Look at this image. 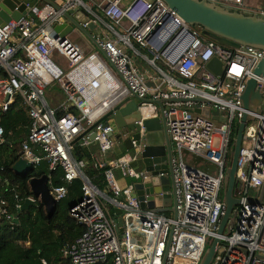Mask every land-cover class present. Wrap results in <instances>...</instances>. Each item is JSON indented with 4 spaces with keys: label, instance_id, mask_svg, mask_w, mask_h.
Returning <instances> with one entry per match:
<instances>
[{
    "label": "built area",
    "instance_id": "1",
    "mask_svg": "<svg viewBox=\"0 0 264 264\" xmlns=\"http://www.w3.org/2000/svg\"><path fill=\"white\" fill-rule=\"evenodd\" d=\"M209 1L248 10L247 0ZM60 6L55 10L43 4L27 17L0 25V110H7L18 97L30 119L27 135L17 146L20 158L37 167L46 162L49 170L62 168L65 183L81 180L82 196L70 206L69 215L84 230L63 250L71 264H97L109 254L114 255L113 264H199L214 236L220 243L211 264H264V191L260 197L264 185V74L257 77L260 112L253 113L254 119L243 132L235 173L239 203L232 210L234 220L227 232L216 233L225 208L221 190L232 150L229 133L245 111L241 94L246 80L254 76L261 50L221 45L161 0H62ZM73 7L87 12L88 23L101 26L100 36L95 37L120 76L96 52L85 56L70 32L62 36L54 30L62 21V10ZM257 12L264 14L261 9ZM133 41L147 53L139 52ZM54 51L63 57L66 72L51 59ZM137 56L152 68L140 70L134 60ZM214 56L223 63L220 77L206 66ZM147 80L155 87L148 86ZM52 85L64 95L59 107L68 112L60 117L45 98ZM132 94L150 99H203L167 103L165 109L173 143L178 198L175 219L169 212L140 206L133 187L140 173L130 165L134 156L128 152L113 161L97 160L100 167L108 165L104 190L84 174L85 161L72 155L75 145L98 143L102 152L116 145L113 122L100 119L118 100ZM196 105L218 109L226 121L194 112ZM140 108L141 126L144 119L158 114L154 104L142 103ZM3 133L0 125V138ZM91 133H95L94 139L89 137ZM184 150L204 158L215 169L208 173L194 166ZM116 169L129 177L126 186H120ZM49 187L56 201L67 195L66 184ZM27 198L38 200L33 194ZM2 217L13 222L16 215L9 210L0 182V220Z\"/></svg>",
    "mask_w": 264,
    "mask_h": 264
},
{
    "label": "water",
    "instance_id": "2",
    "mask_svg": "<svg viewBox=\"0 0 264 264\" xmlns=\"http://www.w3.org/2000/svg\"><path fill=\"white\" fill-rule=\"evenodd\" d=\"M62 0H0V25L9 20H19L24 18L28 12L38 8V2L49 4L55 10L61 8ZM174 13H177L185 22L201 29L202 34L213 39L217 43L233 48H255L261 50L262 56L253 69L252 77L248 78L241 94L242 106L245 111L238 123L235 138L232 143V150L229 155V164L225 169L223 185L221 190V200L224 203V213L218 224L216 233L222 234L227 226L234 220L232 210L239 203L236 193L235 173L240 154L243 132L248 122L254 119L253 113H259L258 108L262 94L257 87V77L264 74V14L245 9H236L227 5H221L209 0H161ZM62 21L54 25V30L59 35H65L74 28L78 29L95 46L108 66L119 75L116 67L97 42L92 33V26L88 24L89 16L81 7H73L62 10ZM207 68L216 76L223 74L222 61L214 56L206 64ZM120 76V75H119ZM150 87L155 84L146 81ZM203 101L200 97L192 99L160 97L150 99L139 97L136 94L124 97L107 111L100 119L111 120L115 126L118 141L124 145L125 152L134 156L131 166L139 171L140 175L133 183L134 194L142 208H149L156 212L171 213L175 219L178 212V198L175 182L173 179V143L167 132L165 103ZM151 103L157 105L159 112L155 117L144 119L142 126L139 125L142 117L141 104ZM194 112L211 116L218 122H225V116L219 114L218 109H211L208 105L194 107ZM99 121V122H100ZM105 125V124H103ZM94 139L95 133L89 135ZM185 158L189 157L190 162L198 167L202 164V170L211 173L215 165L208 163L204 158L189 151L184 150ZM12 170L28 178V183L32 194L43 204L45 211L50 215L54 211L56 200L53 198L47 174L40 176H29L33 171H37V166L32 165L23 158L12 165ZM164 191L163 195L158 192ZM264 191V185L260 189V197ZM35 202L26 198L18 208V211H29L30 206ZM18 217L13 219L17 222ZM169 243V241H168ZM220 243L219 237L214 236L199 264H211L215 257L217 247ZM68 258V257H67Z\"/></svg>",
    "mask_w": 264,
    "mask_h": 264
},
{
    "label": "trees",
    "instance_id": "3",
    "mask_svg": "<svg viewBox=\"0 0 264 264\" xmlns=\"http://www.w3.org/2000/svg\"><path fill=\"white\" fill-rule=\"evenodd\" d=\"M133 44L142 53H147L137 42L133 41ZM158 64L165 69L161 63L158 62ZM49 89L59 90L56 85H52ZM70 110L74 111V108ZM67 112L58 107L55 114L60 117ZM29 122L30 119L21 107L18 97L13 100L7 110H0V125L4 130L0 138L2 194L7 200L9 210L18 217L17 222H11L5 217L0 220V264H43V261L46 264H71L63 250L84 230V226L69 215L70 206L82 196L81 180L74 179L70 183H65L62 168L49 170L47 163L42 162L37 171H33L29 176L47 174L50 185H67V195L56 202L54 211L50 215L39 200L30 206L29 211H18L15 207L16 203L22 204L28 196L32 195L27 182L28 178L12 170V165L19 158L17 146L26 137ZM237 126L232 125L230 129V147H232ZM124 152L123 148L113 157L117 158ZM103 154L98 143H92L89 146L75 145L72 149L75 159L85 161L84 174L101 190L105 189L104 171L108 167V165L100 167L98 164V156ZM15 194H18V199L15 198ZM113 258L114 255L109 254L103 262L97 264H113Z\"/></svg>",
    "mask_w": 264,
    "mask_h": 264
},
{
    "label": "crops",
    "instance_id": "4",
    "mask_svg": "<svg viewBox=\"0 0 264 264\" xmlns=\"http://www.w3.org/2000/svg\"><path fill=\"white\" fill-rule=\"evenodd\" d=\"M260 1H263V0H258V2L256 0H247V2H246L247 3L246 4L247 9L252 10V11H258L260 9L264 10V4H260ZM88 24H90L92 26L91 30H92L93 35L99 37L101 32H102L101 26L98 25L97 23H93V22H89ZM134 60L137 62V66L140 70H145L147 68L148 65L146 64V61L141 56L135 57ZM148 68H152V67L148 66ZM116 75H117V73H116ZM58 91L62 92L60 88ZM58 91H56V89H51V90L48 89V91L46 92L47 94L45 93V98H46V100H48L47 102H48L49 106L58 108L64 102L63 96L61 98V96H59V94H58ZM62 95H63V93H62ZM164 105L168 106L167 103H165ZM155 106L157 108V112H159V108L157 107V105H155ZM117 133L118 132H115L116 136H117ZM116 145L111 150L105 151L103 155H101V156L99 155L98 160L102 159V160L107 161V162L113 161L116 158V157L115 158L113 157L114 154H116V152L122 151V149L124 148L123 143L120 141H117ZM114 148H116V149H114ZM106 152L108 155L105 154ZM115 175L119 180V184L122 182L121 185L123 187L126 186L127 182L130 180L128 176H122V173L118 169L115 170Z\"/></svg>",
    "mask_w": 264,
    "mask_h": 264
},
{
    "label": "rangeland",
    "instance_id": "5",
    "mask_svg": "<svg viewBox=\"0 0 264 264\" xmlns=\"http://www.w3.org/2000/svg\"><path fill=\"white\" fill-rule=\"evenodd\" d=\"M256 1L258 2V0H256ZM260 4H264V0L260 1ZM42 5H43L42 2H38L37 6L41 7ZM124 24H126V20H124ZM69 35L72 38V40L81 48V50H82V52L84 53L85 56H87L88 54H90L92 52H96L98 55H100L99 52L97 51V49L95 48V46L78 29L74 28L69 33ZM139 52H141V51H139ZM131 54L134 55L133 52H131ZM50 57L53 60V62L56 63L57 66H59L62 69L63 72H66L68 70L66 65H65V61H64L63 57L58 52H56V51L52 52ZM47 90H46V92H47ZM58 94H59V96H61V98L63 96V99H64V95H62V92L58 91ZM114 149H116V148H114ZM187 160L190 161L189 157L187 158ZM227 163H229V154H228V157H227ZM38 168L39 167H37V169ZM198 168L199 169L202 168V164L201 163L198 164ZM121 184H122V182L120 183V186L123 187Z\"/></svg>",
    "mask_w": 264,
    "mask_h": 264
},
{
    "label": "bare ground",
    "instance_id": "6",
    "mask_svg": "<svg viewBox=\"0 0 264 264\" xmlns=\"http://www.w3.org/2000/svg\"><path fill=\"white\" fill-rule=\"evenodd\" d=\"M146 111V110H145ZM129 153V152H128ZM130 154V153H129ZM131 155V154H130Z\"/></svg>",
    "mask_w": 264,
    "mask_h": 264
}]
</instances>
